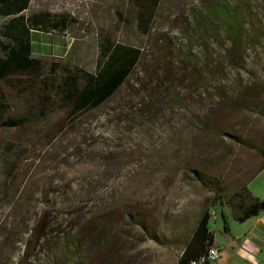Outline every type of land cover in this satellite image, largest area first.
Instances as JSON below:
<instances>
[{"label":"rangeland","instance_id":"obj_1","mask_svg":"<svg viewBox=\"0 0 264 264\" xmlns=\"http://www.w3.org/2000/svg\"><path fill=\"white\" fill-rule=\"evenodd\" d=\"M222 1L161 0L143 34L131 0H77V21L53 38L69 43L34 48L60 57L0 81V108L29 119L0 129V264H59L30 232L67 186L85 203L91 189L97 215L118 211L100 218L103 246L73 264H178L206 211L216 244L232 250L246 225L226 200L261 167L249 145L264 149V0H225L239 9L235 38L214 11ZM108 40L141 46L142 59L110 102L71 119L42 80L55 63L57 74L95 71ZM252 187L264 197V171Z\"/></svg>","mask_w":264,"mask_h":264},{"label":"trees","instance_id":"obj_2","mask_svg":"<svg viewBox=\"0 0 264 264\" xmlns=\"http://www.w3.org/2000/svg\"><path fill=\"white\" fill-rule=\"evenodd\" d=\"M30 1L0 0V19L8 17L0 25V81L8 82L23 74L38 75L43 64L41 58L32 55L31 29L64 30L71 21L67 14H62L58 19L57 14L45 12L26 16L22 11L29 7ZM131 1L137 8L138 30L148 34L152 30L161 0ZM214 11L222 28L235 38L240 29L239 9L223 0ZM142 55L141 46L108 40L101 43L95 71L77 66L73 70L63 68V73L57 74L59 64H53L50 76L42 80L44 91L49 92L46 96L48 103L53 104L50 99L55 97L56 104L67 109L71 119L93 112L122 91L140 63ZM4 105L2 103L3 108H0V129L20 128L28 123L27 114H11ZM249 146L261 155L262 164L259 171L264 170V149L253 144ZM80 192L78 188L67 186L61 193V201L51 202L49 204L52 206L51 210L41 212L31 228L30 239L34 240V246L38 245L45 248L47 253L58 255L56 262L59 264H73L88 259L85 256L88 257L91 248L103 246L102 233L106 231L107 224H102L100 218H103L104 214L118 212L105 211L103 215H97L90 203L94 202L91 198L93 191L87 190L86 203L80 199ZM221 198L222 194L216 190L215 199ZM226 203L232 209L235 220L239 222H244L264 211V200L253 196L245 184L231 199L226 200ZM210 219L211 214L206 211L198 221L178 264H212L207 258L214 238L209 227ZM139 221L145 227L144 222L140 219ZM228 231L226 228V232ZM152 234L154 237L155 232Z\"/></svg>","mask_w":264,"mask_h":264},{"label":"crops","instance_id":"obj_3","mask_svg":"<svg viewBox=\"0 0 264 264\" xmlns=\"http://www.w3.org/2000/svg\"><path fill=\"white\" fill-rule=\"evenodd\" d=\"M77 1V0H76ZM74 0H31L29 7L22 11L23 14L29 16L34 13H51L52 15L57 14L58 18L62 14H67V17L71 22H76L78 13L77 8L71 9L68 5L70 3L77 4ZM48 3V4H46ZM8 17H2L0 19V25L7 20ZM52 19V17H51ZM53 20V19H52ZM69 25V24H68ZM67 25V26H68ZM31 45H32V55L35 58L41 57H57L60 55L51 52L49 56H42L34 52V48L39 46L42 43H51L53 46L67 45L69 42L68 36H62L61 40L53 39L57 36V29H52V31H40L37 29H31ZM73 40V38H72ZM64 51L63 54H65ZM264 170H261L252 175L251 180L245 185L248 187L249 191L253 196L264 199V197L257 193L256 189L252 187V181L254 176L261 174ZM239 223V221H237ZM243 225H246L244 232L237 234L231 242L228 243V247L232 250H228L226 247H222L220 244H216L215 239L213 238V245L219 248L221 256L219 260L213 262L212 264H264V211L257 216H253L244 222ZM239 227V226H238ZM239 229V228H238ZM239 232V231H238ZM250 246V247H247ZM249 249V250H247Z\"/></svg>","mask_w":264,"mask_h":264},{"label":"built area","instance_id":"obj_4","mask_svg":"<svg viewBox=\"0 0 264 264\" xmlns=\"http://www.w3.org/2000/svg\"><path fill=\"white\" fill-rule=\"evenodd\" d=\"M221 256L220 250L217 246L211 245L208 250L207 258L210 260L212 263L219 260Z\"/></svg>","mask_w":264,"mask_h":264}]
</instances>
